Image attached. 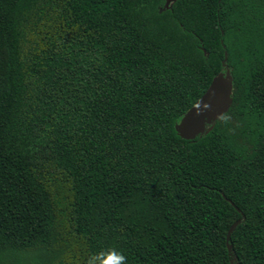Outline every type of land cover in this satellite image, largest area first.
<instances>
[{
  "label": "trees",
  "instance_id": "16d2710c",
  "mask_svg": "<svg viewBox=\"0 0 264 264\" xmlns=\"http://www.w3.org/2000/svg\"><path fill=\"white\" fill-rule=\"evenodd\" d=\"M165 4L0 0V264H264V0Z\"/></svg>",
  "mask_w": 264,
  "mask_h": 264
},
{
  "label": "water",
  "instance_id": "95a60500",
  "mask_svg": "<svg viewBox=\"0 0 264 264\" xmlns=\"http://www.w3.org/2000/svg\"><path fill=\"white\" fill-rule=\"evenodd\" d=\"M175 0H166L165 7H170ZM228 59L226 52L223 61L224 66ZM233 75L231 69L227 67L225 71L218 73L204 94L186 112L182 119L177 122L176 130L185 139H195L197 136L209 133L219 118L228 112L233 103ZM241 219L235 221L228 232V246L231 252L230 243L232 234Z\"/></svg>",
  "mask_w": 264,
  "mask_h": 264
},
{
  "label": "clouds",
  "instance_id": "9594fccd",
  "mask_svg": "<svg viewBox=\"0 0 264 264\" xmlns=\"http://www.w3.org/2000/svg\"><path fill=\"white\" fill-rule=\"evenodd\" d=\"M83 264H127V258L121 250L110 246L97 252H90Z\"/></svg>",
  "mask_w": 264,
  "mask_h": 264
}]
</instances>
